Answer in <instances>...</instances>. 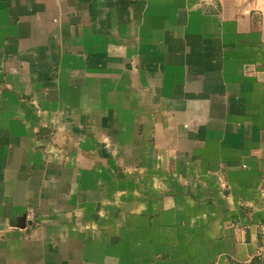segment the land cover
<instances>
[{
  "label": "crops",
  "instance_id": "obj_1",
  "mask_svg": "<svg viewBox=\"0 0 264 264\" xmlns=\"http://www.w3.org/2000/svg\"><path fill=\"white\" fill-rule=\"evenodd\" d=\"M259 257L264 0H0V264Z\"/></svg>",
  "mask_w": 264,
  "mask_h": 264
},
{
  "label": "built area",
  "instance_id": "obj_2",
  "mask_svg": "<svg viewBox=\"0 0 264 264\" xmlns=\"http://www.w3.org/2000/svg\"><path fill=\"white\" fill-rule=\"evenodd\" d=\"M24 217H25V221H26L27 223H32L33 220H34V218H35L34 210L31 209V208H28V209L26 210V212H25Z\"/></svg>",
  "mask_w": 264,
  "mask_h": 264
},
{
  "label": "rangeland",
  "instance_id": "obj_3",
  "mask_svg": "<svg viewBox=\"0 0 264 264\" xmlns=\"http://www.w3.org/2000/svg\"><path fill=\"white\" fill-rule=\"evenodd\" d=\"M248 264H264V257L254 258Z\"/></svg>",
  "mask_w": 264,
  "mask_h": 264
},
{
  "label": "water",
  "instance_id": "obj_4",
  "mask_svg": "<svg viewBox=\"0 0 264 264\" xmlns=\"http://www.w3.org/2000/svg\"><path fill=\"white\" fill-rule=\"evenodd\" d=\"M24 221H25V217H23V223H21L20 225H19V223H18V220L17 219H15L13 222H12V226H15V227H24Z\"/></svg>",
  "mask_w": 264,
  "mask_h": 264
}]
</instances>
